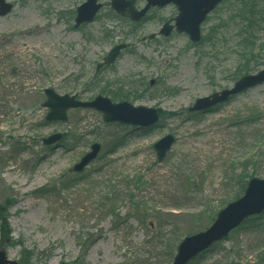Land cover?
I'll return each mask as SVG.
<instances>
[{
    "label": "rangeland",
    "instance_id": "rangeland-1",
    "mask_svg": "<svg viewBox=\"0 0 264 264\" xmlns=\"http://www.w3.org/2000/svg\"><path fill=\"white\" fill-rule=\"evenodd\" d=\"M8 1L14 9L0 16V206L11 238L0 236V245L11 259L21 260L26 249L31 264H172L181 239L206 229L239 192L246 167L264 177V146L250 144L249 128L239 127L250 108L264 112V84L212 111L189 110L233 86L247 46L257 56L262 51L264 0L220 4L197 43L177 31L150 38L177 15L173 4L134 26L105 0L94 22L75 29L72 11L85 0ZM250 10L261 14L248 28L242 16ZM119 43L127 48L96 71ZM46 88L157 107L162 116L147 129L107 123L94 109L47 121ZM55 132L64 134L61 142L44 145ZM166 134L175 142L160 162L154 143ZM95 142L102 145L98 158L75 172ZM120 173L138 175L141 187L119 191ZM235 263L264 264V212L189 264Z\"/></svg>",
    "mask_w": 264,
    "mask_h": 264
},
{
    "label": "water",
    "instance_id": "water-1",
    "mask_svg": "<svg viewBox=\"0 0 264 264\" xmlns=\"http://www.w3.org/2000/svg\"><path fill=\"white\" fill-rule=\"evenodd\" d=\"M222 1L224 0H147L146 6L138 10L135 7L136 0H112L111 6L118 14L138 21L152 7H163L174 3L179 10L178 15L175 17V25L170 24V22L165 23L160 33L169 36L174 27H176L178 32H186L193 42H198L201 39V24L207 15ZM102 7L103 3L100 0H86L78 6L75 28H78L84 23L94 21L96 14ZM12 8V3L7 0H0L1 16L8 14ZM151 37H154V35H151ZM125 47L126 44L123 43L114 46L104 57L103 62L97 65V71L104 65L112 64ZM263 83L264 68L257 73L242 76L231 88L198 98L193 106L190 107V111L207 112L212 107L227 102L231 97L262 85ZM44 92L47 95L44 106L49 108L46 119L50 121L66 122L68 120V110L72 108L95 109L103 113L104 121L107 123L119 122L140 128H148L160 119V110L157 107L136 106L128 101L113 102L110 98L103 95H98L90 101H83L77 99L75 95L59 94L52 88H46ZM62 137L63 134L58 132L43 138L42 141L46 145H51L59 142ZM174 142V135L167 134L154 144L159 161H163ZM100 151L101 144L97 142L93 143L90 151L75 164L74 171H83L97 158ZM263 211L264 178L253 177L249 180L244 194L222 208L208 228L188 235L181 240L172 264H188L214 243L222 241L247 218L260 214ZM0 264L21 263L18 260L10 259L6 250L0 247Z\"/></svg>",
    "mask_w": 264,
    "mask_h": 264
},
{
    "label": "trees",
    "instance_id": "trees-1",
    "mask_svg": "<svg viewBox=\"0 0 264 264\" xmlns=\"http://www.w3.org/2000/svg\"><path fill=\"white\" fill-rule=\"evenodd\" d=\"M74 10L72 11V13L74 14ZM257 14H261V13H256L255 10H250V11H245L243 17V20H247L248 21V28L250 27L251 23H254V21H252V18H257ZM256 21V20H255ZM263 47H261L260 53L262 52V56L260 57V53L257 56L254 52V49H252V47L247 46V49L244 53L241 54L242 57V61L240 62V66L238 67V69L235 71V76H236V80L248 73H251L252 71L256 70L259 66V64L264 65V44H262ZM249 48H251L249 50ZM249 50V51H248ZM259 58L258 60H260V58L262 59V63H259L258 60L257 62L254 61L255 58ZM254 61V62H253ZM253 62V63H252ZM264 116V112H262L259 108H250L249 109V114L246 115L244 118H240V120L242 121V123L240 124V128L242 129L245 126H242L243 124L246 125L249 130H250V144H252L255 147H259L262 148L264 146V125L260 124V120L261 117ZM259 162L256 163L255 160H253L252 166H254L255 164H258ZM257 170L255 167H246L244 169V171L239 175L240 176V185H239V192L230 200H235L237 198H239L240 196L243 195L246 187H247V183L249 181L250 178L255 177L257 174ZM117 180H120L119 182H121L123 184L121 188V190L119 189V191L122 192H130L132 193V190L134 188H140L142 185V179L138 176V175H129V174H124V173H120V175L118 176ZM191 184V183H190ZM132 195V194H131ZM229 203V202H228ZM8 210L6 208H4L3 206H0V236L1 238L5 239H10L11 238V229H10V225L8 223L7 220V212ZM251 218L247 219V221L251 220ZM26 251H28V255L25 256H21V262L22 264H31L32 263V257H33V253L29 250L24 249V253H26Z\"/></svg>",
    "mask_w": 264,
    "mask_h": 264
},
{
    "label": "flooded vegetation",
    "instance_id": "flooded-vegetation-1",
    "mask_svg": "<svg viewBox=\"0 0 264 264\" xmlns=\"http://www.w3.org/2000/svg\"><path fill=\"white\" fill-rule=\"evenodd\" d=\"M139 1H141V0H136V7L138 8V9H140V8H142V7H144L145 6V4H146V1H145V4L143 5V6H139ZM227 1V0H226ZM226 1H223L222 3H224V2H226ZM221 3V4H222ZM163 8V7H162ZM154 9H156V8H152V9H150V11L146 14V16H144L141 20H138V21H132V20H130L128 17H122V16H119L118 18L120 19V20H123V21H126L127 23H129V24H131V25H134V26H138L139 24H142V22H144V21H147L149 18H150V15H151V11L152 10H154ZM157 9H160V8H157ZM115 13L113 12V15H114ZM115 16V15H114ZM118 15H116V17H117ZM170 19H172V18H170ZM170 19H168V20H170ZM163 20H166V19H163ZM157 35H161V34H157ZM157 35H155L153 38H155ZM163 36V35H162ZM153 38H151V39H153Z\"/></svg>",
    "mask_w": 264,
    "mask_h": 264
}]
</instances>
